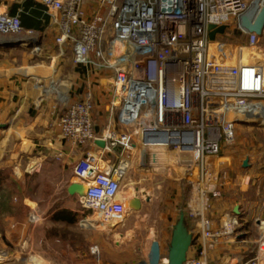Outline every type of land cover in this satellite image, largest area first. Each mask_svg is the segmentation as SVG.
I'll list each match as a JSON object with an SVG mask.
<instances>
[{
  "label": "built area",
  "instance_id": "obj_1",
  "mask_svg": "<svg viewBox=\"0 0 264 264\" xmlns=\"http://www.w3.org/2000/svg\"><path fill=\"white\" fill-rule=\"evenodd\" d=\"M34 1L59 30L58 55L69 53L74 67L107 88L109 120L100 132L88 82L56 121L61 139L83 150L72 169L85 187L78 228L108 233L123 226L129 201L140 197L126 193L124 181L135 165L154 170L152 157L163 151L189 180L187 190L179 185L193 235L185 264H212V253L234 244L241 228L233 208L215 209L227 192L225 153L235 146L238 125L264 128V32L259 37L240 26L243 17L255 21L264 0ZM209 26L227 29L211 42ZM23 33L32 31L18 15L0 11V36ZM259 230L252 257L217 264H264V222ZM89 251L99 258L98 246ZM158 264H167L164 255Z\"/></svg>",
  "mask_w": 264,
  "mask_h": 264
},
{
  "label": "crops",
  "instance_id": "obj_2",
  "mask_svg": "<svg viewBox=\"0 0 264 264\" xmlns=\"http://www.w3.org/2000/svg\"><path fill=\"white\" fill-rule=\"evenodd\" d=\"M0 11L18 15L24 31H32L31 35L0 36V264H136L149 257L153 241L159 243L164 255L168 241L160 235L149 243L145 240L140 256L133 261H116L110 253L113 247L129 249L113 241L114 234L119 229L125 233L136 230L135 224L129 225V216L122 228L108 233L78 228L79 197L69 195L67 189L76 183L72 169L83 150L61 139L56 121L67 105L82 98L88 82L95 95L96 132H100L109 120L107 88L94 74L87 76L82 68L74 67L69 53L58 55L55 38L59 30L50 23L40 2L3 0ZM10 43L15 46L9 47ZM34 46L37 49L33 51ZM164 153L156 151L152 157L156 171ZM243 162L242 169L249 171L251 165L243 167ZM229 167L236 168L226 164L224 205L235 189L236 176ZM231 175L233 182L227 185ZM259 178L264 182V174ZM239 181L245 188L242 192L252 190L250 178ZM175 199L178 213L184 198L177 195ZM144 205L143 201L142 209ZM241 206L240 214L247 212L245 205ZM237 234L234 244L221 245L212 253V264L224 258L236 262L252 257L254 241L248 248L246 230ZM93 245L99 247V258L90 254Z\"/></svg>",
  "mask_w": 264,
  "mask_h": 264
},
{
  "label": "rangeland",
  "instance_id": "obj_3",
  "mask_svg": "<svg viewBox=\"0 0 264 264\" xmlns=\"http://www.w3.org/2000/svg\"><path fill=\"white\" fill-rule=\"evenodd\" d=\"M261 44L264 46V38ZM235 134V146L225 153L227 154L225 162L230 163L232 167H236L235 170L229 167L230 171H234V178L236 176V179H234L235 189L231 193L232 198L230 201L227 199L225 201L226 205L220 202L222 206H216L215 209L219 208V213H228L232 207L245 205L247 212L243 211L240 214L241 217L239 216L241 228L238 232L242 229L246 230V240L249 241L247 247L249 248L253 246L252 242L257 240L260 224L264 222V182L259 181L261 179L259 177L264 174V128L238 125ZM164 154L163 163L160 165L161 167L157 168V171H154L155 169L142 170L135 165L124 181L123 187L126 193L136 190L143 201L145 198L142 195H147L150 201L148 203L144 201L145 205L141 212H136L137 214L132 212L133 215L129 214V225L135 224L136 226V230L132 229L133 233H125V231H122L123 229H119L114 234L113 241L122 242L129 249L128 251L115 250L113 247L114 250L112 249L110 253L118 262L133 261L140 256V248L145 240L149 243L156 240V238H161L160 235H164L169 241L171 227L178 214L176 211L178 203L176 201L178 200L175 197L181 195L179 185L181 184L186 188L189 180L185 179V174L181 168L174 165L176 158ZM183 160L179 159V161ZM246 160L248 165H251L249 171L242 169V161ZM152 166H154L153 162ZM166 166H169L171 172L163 171ZM233 176L231 175V181ZM240 178H250L249 184L252 186L249 185V188L252 187L251 191L242 192L241 189L245 188L240 186ZM232 185L234 186V183ZM223 206L225 207L222 208ZM118 228H122V226ZM121 234L124 237L119 236Z\"/></svg>",
  "mask_w": 264,
  "mask_h": 264
},
{
  "label": "water",
  "instance_id": "obj_4",
  "mask_svg": "<svg viewBox=\"0 0 264 264\" xmlns=\"http://www.w3.org/2000/svg\"><path fill=\"white\" fill-rule=\"evenodd\" d=\"M240 26L249 33H254L259 37H262L264 32V9L260 10L257 18L253 23L249 22L244 17L240 20ZM225 26L215 27L209 26L207 28L208 38L211 42L216 41V36H223L226 31ZM15 43H10L8 46H15ZM95 145L100 148H104L103 141H96ZM247 160L243 162V167H247ZM67 193L71 196L77 195L79 198L84 197L85 187L80 184H72L68 187ZM145 202H149L150 199L147 195H143ZM143 200L138 197L132 198L128 207L131 212H139L142 209ZM237 215H240V208L237 206L234 209ZM188 220L185 211H179L176 220L171 227L169 241L165 246L164 256L167 260V264H185L187 254L193 245V235L188 228ZM162 256L161 247L157 241H153L150 247L148 264H158Z\"/></svg>",
  "mask_w": 264,
  "mask_h": 264
},
{
  "label": "trees",
  "instance_id": "obj_5",
  "mask_svg": "<svg viewBox=\"0 0 264 264\" xmlns=\"http://www.w3.org/2000/svg\"><path fill=\"white\" fill-rule=\"evenodd\" d=\"M234 35L238 36V33L234 32ZM179 211H184L183 209H179ZM241 217V216H240ZM188 220V219H187Z\"/></svg>",
  "mask_w": 264,
  "mask_h": 264
}]
</instances>
